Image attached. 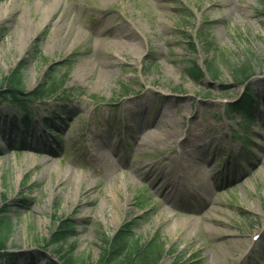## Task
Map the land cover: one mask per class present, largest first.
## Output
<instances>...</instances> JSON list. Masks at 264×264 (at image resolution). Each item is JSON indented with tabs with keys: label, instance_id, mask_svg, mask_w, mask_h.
Wrapping results in <instances>:
<instances>
[{
	"label": "rangeland",
	"instance_id": "1",
	"mask_svg": "<svg viewBox=\"0 0 264 264\" xmlns=\"http://www.w3.org/2000/svg\"><path fill=\"white\" fill-rule=\"evenodd\" d=\"M0 9V83L23 63L30 91L52 62L73 64L64 88L74 96L34 104L35 128L0 103V207L16 264L58 260L44 246L59 218L76 226L64 252L73 243L89 264L129 221L141 244L160 236V264H264V103L254 120L227 108L245 89L231 63L246 60L264 101V0H0ZM195 59H216L219 78L195 82ZM197 160L211 192L179 179Z\"/></svg>",
	"mask_w": 264,
	"mask_h": 264
},
{
	"label": "trees",
	"instance_id": "2",
	"mask_svg": "<svg viewBox=\"0 0 264 264\" xmlns=\"http://www.w3.org/2000/svg\"><path fill=\"white\" fill-rule=\"evenodd\" d=\"M201 36H203L202 39L206 38L201 33L196 35V38L197 41L202 43L203 41L199 39ZM190 45L194 51L195 44L190 43ZM72 65L68 61L61 64L52 63L48 66L42 83L34 90L27 91L24 81V64H19L0 83V103H6L12 108L23 111L25 113L24 123L27 126L30 125L32 105L34 103H45L54 97L63 102L66 97L74 96L73 91L64 88ZM231 70L234 81L241 85H244L254 76L252 64L249 60L242 63H231ZM189 71L192 79L195 82H200L204 78L205 73L212 79L219 78L220 69L216 59L205 62L204 67H200L197 59H195ZM258 107L259 98L252 90L250 84H247L239 100L231 106V111L253 119ZM51 122L45 121V127L49 130L51 129ZM7 213V206L1 205L0 264H16L14 255L7 250L13 231V223ZM55 220L54 230L44 248H52L57 252L59 258L58 261H51L48 264H89L87 261L78 260L73 256L75 249L73 243L70 244V253L64 252V247L75 237V224L69 218ZM136 225V221L124 223L110 240L108 248L104 249L99 261L94 264H160L167 251L165 244L157 233L144 244L134 240L133 230ZM43 256L44 254H39L40 258H43ZM37 263L33 257L30 258V264Z\"/></svg>",
	"mask_w": 264,
	"mask_h": 264
},
{
	"label": "bare ground",
	"instance_id": "3",
	"mask_svg": "<svg viewBox=\"0 0 264 264\" xmlns=\"http://www.w3.org/2000/svg\"><path fill=\"white\" fill-rule=\"evenodd\" d=\"M58 6V2L57 3H50V6H49V10H52L53 8L55 9L56 7ZM0 12H1V16H5L6 14V11L4 9H0ZM114 43V42H113ZM117 43V45L119 44H122L123 42H115ZM143 106L144 107H149L147 106L145 103H143ZM154 132L153 131H149L147 133V137L148 139H150V141H152V139L155 137L154 136ZM171 138H172V135H171ZM187 140V138L185 137L183 142H185ZM179 159H181L183 162L185 160H189L191 158H194V152L193 154H191V152H187L186 150L182 151V150H179ZM199 155V154H198ZM203 165L201 161L197 160L196 163L192 166V168L190 169H187L185 172H181V175H179V179L182 178V179H189L193 182H195L197 185L201 186L205 191H208V192H211L212 189H211V184L208 182V181H205V176H207L206 172L204 170H202L203 168ZM177 185V181H172L171 183L168 184V190L169 189H172V193L175 191V186ZM171 193V194H172ZM171 194H166L164 195L165 196V200H168V198H170ZM170 195V196H169Z\"/></svg>",
	"mask_w": 264,
	"mask_h": 264
},
{
	"label": "water",
	"instance_id": "4",
	"mask_svg": "<svg viewBox=\"0 0 264 264\" xmlns=\"http://www.w3.org/2000/svg\"><path fill=\"white\" fill-rule=\"evenodd\" d=\"M13 255H15V254L13 253Z\"/></svg>",
	"mask_w": 264,
	"mask_h": 264
}]
</instances>
